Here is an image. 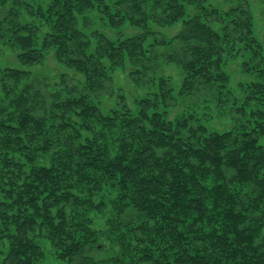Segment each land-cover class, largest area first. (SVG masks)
Segmentation results:
<instances>
[{"label":"trees","instance_id":"trees-1","mask_svg":"<svg viewBox=\"0 0 264 264\" xmlns=\"http://www.w3.org/2000/svg\"><path fill=\"white\" fill-rule=\"evenodd\" d=\"M230 1L220 11L208 0H0V42L20 63L0 66V264H39V237L73 264H264V54L251 3ZM94 10L114 28L142 30L117 40L94 33L93 47L80 21ZM181 19L161 58L184 68L188 108L225 110L233 99L225 57L249 55L243 68L254 78L227 131L209 130L197 114L169 119L158 107L159 96L173 98L163 78L134 111L102 110L105 96L123 98L115 66L129 57L152 69L148 22ZM47 51L85 80L34 70ZM103 187L117 193L102 232L91 215L103 213L104 201L93 200ZM104 235L122 256L102 253Z\"/></svg>","mask_w":264,"mask_h":264},{"label":"rangeland","instance_id":"rangeland-1","mask_svg":"<svg viewBox=\"0 0 264 264\" xmlns=\"http://www.w3.org/2000/svg\"><path fill=\"white\" fill-rule=\"evenodd\" d=\"M28 1L31 2V0ZM249 2L251 3L250 10L253 18V33L255 34L256 39L261 43L262 53L264 54V0H248V3ZM230 4V0H208L207 2L209 7H214L220 11H226L230 7ZM188 8L189 10H187V15L191 16V11L193 8ZM36 18L40 20L38 17ZM181 21L182 19L167 26H159L154 22H148L150 23L149 27L151 30H153V33L150 34L147 42L145 43L146 46H151L150 52L146 53L144 59L147 57L146 61L151 63L152 69L148 70L146 73L143 70V67L138 65L139 61L136 63V61H133L129 57H126L124 62H122L120 65L115 66L112 75V85L116 88L122 89L121 91L123 92V98L118 99V97L105 96V107L102 106V110L106 111L109 107H122V104L125 103L134 111L135 105H137L136 101L139 98H154V93L159 92L158 81L163 78L168 81L169 86L173 87V98L168 103H165V100L159 96L158 98L160 102L158 107L161 111H166V116L169 119L175 120L178 117L189 115L190 113L197 114V117H201L200 121L204 123L209 130L220 132L227 131L231 129L234 124L233 117L235 112L233 109V102L236 101L235 103L237 105H242L248 93L249 82H251L254 78L253 72L247 73L243 68L244 62L249 60V55L243 56L242 53H234L225 57L226 59L223 69L229 75L228 89L232 92L231 97H233L232 101L225 105V110H218L213 106V104L209 103L200 106L197 105L194 108H188L186 103L180 100L181 98L179 93L180 86L185 76L184 68L180 64L168 62L161 58V55L166 53V51H168L170 48V45L167 43L171 37L180 29V27H182ZM80 23L83 26V30L91 36V46L93 47L97 41V38L92 36L94 33L104 32L111 39L117 40L118 38H122L142 30L141 28L132 25L128 21L123 25L114 28L110 26L107 17L97 10L90 12L86 15V17L82 16ZM211 24L217 28L221 26L216 22H212ZM154 40L157 42L153 43ZM150 41H152L151 44L148 43ZM155 60L157 61L155 62ZM8 64L18 66L20 63L16 58V52L12 51L11 48L6 47L2 42H0V66L3 67ZM64 65L65 64H63L56 57L53 51H47L42 62L37 63L33 68L40 73L48 75L52 79L54 78V80H59L61 72L63 71L68 72L75 81L81 79L85 80V78L82 76V73L73 69H67ZM140 72L143 73V75H140ZM148 77L152 79L154 85L148 86V84H144V81L141 82V80H145ZM260 142L264 143V138H261ZM208 179V183L210 184L213 180V177ZM116 190L117 189L106 187L104 189L103 187L101 192L93 197V200L96 203L100 201H104L105 203L103 213L95 212V214L91 215V227L93 229L100 230L102 232L108 230L107 220L113 217L115 214V206L109 201V199L112 195L116 196ZM127 207H133V205L129 204ZM113 237L115 236L113 235L110 240H107L105 235L103 236L102 242L104 243V249L102 250V253L106 254L109 252H114L117 257L122 256V247L116 244V242L112 241ZM37 242L41 245L42 250L44 251V259L39 264H73L70 261H63L59 259L57 254L58 252L52 247L51 242L47 238L39 237L37 238ZM132 245H134V243H132ZM139 247L141 248L142 246L139 245ZM154 250L156 253H158V250L155 247ZM134 254L136 256V253ZM124 259V264H129V258L124 257ZM106 264L119 263L110 261V263Z\"/></svg>","mask_w":264,"mask_h":264}]
</instances>
